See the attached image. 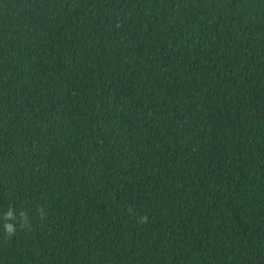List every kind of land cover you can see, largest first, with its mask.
Masks as SVG:
<instances>
[{
    "label": "trees",
    "instance_id": "obj_1",
    "mask_svg": "<svg viewBox=\"0 0 264 264\" xmlns=\"http://www.w3.org/2000/svg\"><path fill=\"white\" fill-rule=\"evenodd\" d=\"M0 264H264V0H0Z\"/></svg>",
    "mask_w": 264,
    "mask_h": 264
}]
</instances>
